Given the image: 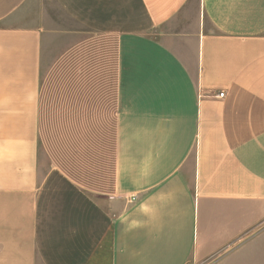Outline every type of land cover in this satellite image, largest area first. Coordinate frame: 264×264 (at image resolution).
Instances as JSON below:
<instances>
[{
    "label": "crops",
    "instance_id": "crops-1",
    "mask_svg": "<svg viewBox=\"0 0 264 264\" xmlns=\"http://www.w3.org/2000/svg\"><path fill=\"white\" fill-rule=\"evenodd\" d=\"M249 246L264 264V0H0V264Z\"/></svg>",
    "mask_w": 264,
    "mask_h": 264
},
{
    "label": "rangeland",
    "instance_id": "rangeland-1",
    "mask_svg": "<svg viewBox=\"0 0 264 264\" xmlns=\"http://www.w3.org/2000/svg\"><path fill=\"white\" fill-rule=\"evenodd\" d=\"M250 242V241H249ZM250 245V244H249ZM247 264H256L254 246H249ZM190 264V263H189ZM223 264V263H222ZM239 264V263H237Z\"/></svg>",
    "mask_w": 264,
    "mask_h": 264
},
{
    "label": "built area",
    "instance_id": "built-area-1",
    "mask_svg": "<svg viewBox=\"0 0 264 264\" xmlns=\"http://www.w3.org/2000/svg\"><path fill=\"white\" fill-rule=\"evenodd\" d=\"M223 96H224L223 93H219L217 97H218V98H223Z\"/></svg>",
    "mask_w": 264,
    "mask_h": 264
}]
</instances>
